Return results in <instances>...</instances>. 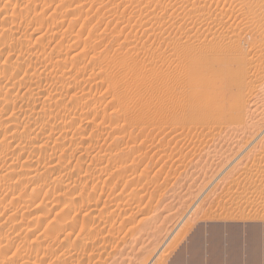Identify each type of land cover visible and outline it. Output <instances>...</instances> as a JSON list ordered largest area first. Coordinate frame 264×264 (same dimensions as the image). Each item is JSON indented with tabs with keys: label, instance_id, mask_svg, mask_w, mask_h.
<instances>
[{
	"label": "rangeland",
	"instance_id": "374dc122",
	"mask_svg": "<svg viewBox=\"0 0 264 264\" xmlns=\"http://www.w3.org/2000/svg\"><path fill=\"white\" fill-rule=\"evenodd\" d=\"M142 14H148L146 17L151 20L147 19L149 22L142 24L139 29L136 26L139 25L138 21H141ZM153 14L156 16L153 17ZM7 28L8 34H4ZM10 28L12 29L10 30ZM1 29L4 32H1ZM230 30L240 34L242 40L240 44H237L233 38H229ZM254 31H258V34L262 33L261 36L253 35ZM0 33H2V35L0 34V41L3 42H0V87H3L2 90L0 89V175L4 176L0 178V186H2L0 188V190L2 189L0 191V224L2 223L0 235L4 236L0 237V264H170L171 261H174L173 264H202L199 253L202 247L207 246V243L203 242L202 244L201 242L207 236L204 230L207 224H264V154H262L264 151V58L261 57L264 55V0H0ZM3 36L5 37L3 38ZM37 36H41L40 40L37 39ZM144 44L145 49L142 48ZM56 46H62L66 50L62 49L61 51L59 48L60 54L55 48L57 53L53 50ZM66 46L69 47L66 48ZM135 46L136 48L133 49ZM78 50L88 56H83ZM74 54H78L80 60ZM123 55L131 56H128L129 58L125 56V58ZM72 56L75 59H71ZM131 58L132 60L135 59L133 63ZM125 59V63L120 64ZM128 59L130 63L127 62ZM70 60L72 63L74 61L76 63L72 64ZM97 60L98 62L95 63L98 64L93 63ZM31 62H35V65H30ZM131 64H133V68ZM120 65L121 67L126 65V68L125 66L121 68ZM129 65L133 71L128 69L127 66ZM29 66H36V72L33 70L34 68L31 69ZM140 67L143 71L139 69ZM26 69H29L28 72ZM116 70L124 73L119 71L118 73ZM114 71L117 76L112 75L115 74ZM137 71L144 76L142 77L139 72L138 75H140L138 76ZM202 71H206L208 76L207 84L213 85L216 90L215 93L221 95L218 99H214V107L222 112L221 121L219 119L217 122L220 124L223 122V125H218L217 122L218 126L215 125V122L214 125L209 124L215 128V131L218 130L216 132L213 127L199 122L197 124L203 126L198 128V125H194L197 121L187 120L191 119L190 116L185 119V115L192 114H187L188 110L183 111L186 112L185 114L178 111L174 112L173 115L184 114L179 117L185 116L183 127L186 130L203 129L202 134L200 130L198 131L197 138H193L194 135H197L195 129L192 130V134L191 130H183L182 125L174 128L161 125V121L156 117L158 113L156 114L157 111L154 106L159 103L158 98L162 96L163 101L173 109V104L182 101L187 93L193 90L192 81L199 77ZM126 72H130L132 79L135 80L130 79L128 80L130 82L127 83L133 85L135 83L131 81L136 82L133 88L128 84L130 88L128 89V86L124 84L127 78H131V76L127 77L129 74L126 75ZM248 72L254 73L253 82L250 86L246 83L249 78ZM119 74L122 77L123 74L126 75L127 78L124 77L125 82ZM135 74L140 79L135 78ZM141 78L143 81L139 83ZM74 79L76 80L75 85ZM109 79L115 80L112 82L113 84ZM84 80L89 81L84 82ZM144 80L148 81L145 82ZM67 81L70 83L67 84ZM116 81H119L117 82L119 85H116ZM51 82L52 85H50ZM121 82L125 89L120 85ZM31 83H36L35 87L38 89H34L32 91L34 93L31 90L32 87H35ZM48 84L52 89L54 85L58 94L63 87V93L60 91L59 94L61 96L49 86L48 88L52 91L46 89ZM6 85H9L8 88L14 87L11 90L6 88ZM4 87L8 90L10 97L12 96L11 99H8L9 94L4 90ZM143 88L147 94L143 93ZM42 89L47 91L42 93ZM133 89L134 93H141L142 101L143 99L146 100V102L143 101L144 105L142 106L144 107L141 106V108L139 105L137 107L134 104L136 101L133 92H131ZM139 89L140 91H138ZM121 90L130 91V94L127 92L126 95H131L134 103L128 101L131 96L124 98L125 92L122 93ZM27 91L32 95H29ZM35 91L41 95L34 96ZM65 91H69V95ZM49 92H53L51 94L53 96H48L47 93ZM78 92H81L82 96ZM22 93L26 97L21 98ZM71 93L74 95L70 98ZM118 94L124 96L122 95L120 98ZM3 95L8 98H4ZM44 95L47 98L46 101ZM17 96L20 97L17 98ZM41 96L42 98H40ZM74 96H81L82 105L80 100L77 103ZM73 97L76 100L70 102L68 99L73 100ZM3 98L6 101H3ZM248 98L250 101L246 100ZM23 101L27 104L34 101L33 105L29 104L32 111L27 108L28 105ZM126 101L131 103H126ZM142 101L141 104H143ZM40 102L43 105L42 109L38 111L41 112L38 117L35 115L37 111H34V103L37 107L36 110H38L41 106ZM83 103H86V106ZM131 104L135 107L132 108L133 105L130 107ZM21 105H24L25 111L22 110L23 112L20 114ZM52 105L54 108L66 107L61 109L64 116L58 113L59 108L54 110ZM94 105L97 107H93ZM82 106L84 107L79 110V107ZM116 106L119 107L116 108ZM145 106L150 107H147L145 112L150 109L148 113L152 112V116H149L148 113H140L145 110ZM74 107L79 111L76 109L73 111ZM96 108L102 110L98 111V116L95 115ZM136 108L140 112H136ZM70 109L73 113L69 112ZM89 109L94 110L95 113L92 110L94 114L91 111L89 113ZM104 110L106 112L103 115ZM119 110L121 115L118 113ZM64 111L67 116L63 113ZM116 111H118L119 117ZM128 111H132L130 113L133 115L140 114V117L135 115L138 120L145 118L137 122L138 126L132 125L133 123L129 126L131 122L129 123L128 120L130 119L125 114ZM55 112L60 115L57 113V116L54 115ZM75 112L76 115H72ZM80 112L86 119L83 118L84 122L83 119L81 120L82 116L77 115ZM23 113L27 115L26 117L30 113V116L26 118ZM106 113L109 115H105ZM130 113L127 114L129 118L135 119ZM10 114L15 117L11 119V123L6 119ZM31 115L35 117L32 118ZM124 115L125 117H123ZM54 116L56 122L52 118ZM73 116L75 118L72 119ZM104 116H110L108 119L112 118V120L110 119L112 123L109 122L108 124V119ZM94 118H96L95 122H99L98 124L91 123ZM124 118H127L128 123L126 120L124 121ZM188 121L193 123L191 127L188 125L190 124ZM113 122L116 126L120 123V128L123 129L117 130V133L115 129H118L120 125L117 126L118 128H114L112 127L115 126L112 125ZM103 123L104 125L108 124V126L105 125L106 127H104ZM93 125L98 126L92 128ZM99 126L104 131L102 129H100L102 132L98 131ZM109 126L115 131L112 132L109 129L111 131L109 133ZM218 128H221L223 132ZM226 128L227 130H225ZM211 129L215 136L212 135ZM64 130L68 134H65ZM173 130L176 131L173 133ZM219 130L221 134L218 133ZM37 131L40 135L42 133V136L35 133ZM103 132H106L107 137V132L117 136L109 135L111 139L109 137L106 139V136L102 138L99 135ZM69 133L73 136L72 138ZM12 134H15L13 135L14 138ZM208 134L209 136L201 138V135ZM34 135H38V140H35L36 136ZM67 135L68 138L65 137ZM88 135L89 137H87ZM187 136L193 139L186 140L188 139ZM253 136L254 138H251ZM15 137L18 141H15ZM117 137L123 139H120L121 142L119 141L121 146L123 145L122 141L129 140L127 143L129 149L125 147L126 143L124 144L125 148L120 146L125 151L119 146L117 147L121 149L120 151L118 148L116 149V146L112 148L111 144L115 143L113 140ZM205 137L209 142H201ZM99 138L101 139L99 140L100 149L102 146L105 147L104 152H102L104 157L98 153L103 151V148L97 151ZM102 139L107 140L106 143ZM249 139L252 141L248 142ZM89 140L91 144L93 141L95 142L92 145L97 150L90 148ZM29 142L30 144H28ZM119 143H115V145ZM15 144L16 149L14 148ZM22 145L24 147L27 145V150L18 151V147L23 148ZM28 145L31 146L28 147ZM97 146L98 148H96ZM106 146L109 148L107 149ZM135 146L139 150L133 149ZM39 147L41 148L38 149ZM85 149L90 155L88 152L86 153ZM105 149H107V153H105ZM129 150L132 151L129 152ZM92 151L98 154H94ZM139 151L142 153L140 154ZM39 153L40 155H38ZM41 153H48L47 158L45 159L46 155ZM52 153L54 156L52 155L50 162L49 155ZM109 153H112V157ZM118 153L124 156L123 159ZM91 155L97 158L100 155L108 161H103L101 157H99L100 163L98 162L99 159H96L97 162L95 159L92 161L90 158L93 156ZM139 155L142 156L137 158ZM38 156L44 159H39ZM78 157L80 158L78 159ZM113 157L117 160H124V165H121L124 167H122L123 169L119 167V163ZM131 158L135 160V164L132 163L134 161ZM94 160L96 165L92 164L95 163ZM110 160L114 161L113 165ZM54 162L61 164L60 169H57L60 165L57 163L56 165ZM79 162L82 163L78 165ZM51 163H54L55 166H51L50 169L48 167ZM97 164L101 168L105 167L103 165L111 164L110 166L113 168L109 166L111 169L109 170L106 166L103 169H106L107 175L105 172L101 175L99 170H96ZM74 166L76 169L81 168V172H78L80 170L78 168L79 170H74V173L72 170V168L75 169ZM63 168L66 171H63ZM116 168L121 170H116V173ZM18 170L20 171L18 172ZM138 170L144 171V175L141 174L142 171L139 172ZM86 171H90V173ZM124 174L127 175L123 176ZM128 175L134 176L133 178L136 177L135 180L126 177ZM109 176L111 177L110 180ZM122 180L123 182H121ZM102 181L104 185H102ZM142 185L145 186L137 196H141L140 199L137 198V201H140L135 205L132 204L130 207L123 208L122 202L126 200L127 194L137 191ZM8 186L9 188H7ZM102 187L103 190L101 189V191L104 192V195L100 192ZM22 188L24 191L20 190V192L23 191L24 194L18 192ZM17 192L20 194V198H17ZM80 192L83 197L74 198V195ZM99 195L102 198L97 197ZM94 198L97 200L95 201ZM106 199L108 201H105ZM107 202L109 203L107 204ZM73 221L78 222L76 229L67 224ZM50 230L51 233H48ZM53 230L54 232H52ZM195 231L192 242L199 243V250L198 252L195 251L198 257L190 252V259H187V257H182V252L191 243L189 236ZM45 232L47 235H44ZM5 237L9 240L6 245H4L7 241ZM231 253L237 254L238 252L233 250ZM249 256L257 258L261 254L260 251L251 250Z\"/></svg>",
	"mask_w": 264,
	"mask_h": 264
},
{
	"label": "bare ground",
	"instance_id": "6f19581e",
	"mask_svg": "<svg viewBox=\"0 0 264 264\" xmlns=\"http://www.w3.org/2000/svg\"><path fill=\"white\" fill-rule=\"evenodd\" d=\"M27 1H28V0H27ZM20 3H21V2H20ZM45 3H47V2H45ZM21 4H22V3H21ZM44 5H45V4H44ZM159 5H160V4H159ZM23 7H24V6H23ZM158 7H159V6H158ZM160 7H161V6H160ZM47 8H48V7H47ZM54 8H55V7H54ZM54 8H53V9H54ZM162 8H163V7H162ZM162 8H161V9H162ZM27 9H28V8H27ZM58 9H59V8H58ZM15 10H16V9H15ZM24 10H25V9H24ZM153 10H154V9H153ZM22 11H23V10H22ZM54 11H55V10H54ZM54 11H53V12H54ZM60 11H61V10H60ZM19 13H20V12H19ZM150 14H151V13H150ZM150 14H149V15H150ZM142 15H143V16H142ZM142 15H141L142 17L140 16V17H141V18H140L141 21L138 19V20H139V21H138V22H139V25L136 26V27H138L139 29H140V27H142V24H145V22L147 23V21L149 22V20H151V19H149L148 17H146V15H148V14H146V15L142 14ZM7 16H8V15H7ZM150 16H151V15H150ZM154 16H156V15L153 14V17H154ZM157 17H158V16H157ZM11 18H12V17H11ZM159 18H160V17H159ZM9 19H10V18H9ZM147 19H149V20H147ZM154 20H155V19H154ZM159 20H160V19H159ZM159 20H158V21H159ZM162 20H163V19H162ZM6 22H8V21H6ZM161 22H162V21H161ZM134 23H135V22H134ZM5 25H6V23H5ZM5 25H4V27L8 26V25H6V26H5ZM10 25H11V24H10ZM144 26H145V25H144ZM4 27H3V28H4ZM134 27H135V26H134ZM3 28H2V29H3ZM29 28H30V27H29ZM144 28H145V27H144ZM158 28H159V27H158ZM2 29H1V32H4V31H2ZM11 29H12V28H10V30H11ZM4 30H5V29H4ZM27 30H28V28H27ZM36 30H37V29H36ZM144 30H145V29H144ZM146 30H148V29H146ZM7 31H9L8 28H7V30H5L4 34L7 33ZM256 32H257V33H256ZM256 32L254 31L252 34L255 35V36H258V35L261 36L262 33L258 34V31H256ZM23 33H24V32H23ZM229 33H230L229 38H233L237 44H240V43L242 42V40H241V38H240V34H239L238 32H234V30H230ZM0 34L2 35V33H0ZM4 34H3V35H4ZM7 34H8V33H7ZM9 34H10V33H9ZM15 34H16V33H15ZM15 34H14V36H15ZM24 34H25V33H24ZM6 36H7V35H6ZM9 36H10V35H9ZM20 36H21V35H20ZM4 37H5V36H3V38H4ZM37 37H38V36H37ZM37 37H36V38H37ZM40 37H41V36H39L37 39L40 40ZM146 37H147V36H146ZM263 37H264V36H263ZM13 38H14V37H13ZM75 38H76V37H75ZM75 38H73V39H75ZM15 39H16V38H15ZM23 39H24V38H23ZM37 39H36V40H37ZM13 40H14V39H13ZM16 40H18V39H16ZM75 40H76V39H75ZM260 40H262V39H260ZM1 41H2V40H1ZM1 41H0V42H1ZM41 41H42V40H41ZM57 41H58V40H57ZM19 42H20V41H19ZM74 42H75V41H74ZM76 42H77V41H76ZM1 43H3V42H1ZM60 43H61V42H60ZM62 43H63V42H62ZM148 43H149V42H148ZM55 45H56V43H55ZM57 45H59V44L57 43ZM69 45H71V44H69ZM148 45H149V44H148ZM62 46H63V44H62ZM62 46H61V47L56 46V47H54L53 50H55V48H57V50H58L59 48H61V49H60L61 51H62V49L66 50V49L63 48ZM64 46H65V45H64ZM71 46H72V45H71ZM237 46H238V45H237ZM67 47H69V46H66V48H67ZM144 47H145V44H144V46H143L142 48L145 49ZM238 47H239V46H238ZM135 48H136V46H135L133 49H135ZM27 49H29V48H27ZM74 49H75V48H74ZM57 50H55V51H57ZM60 50H58V51H59L60 54H61V51H60ZM64 50H63V51H64ZM131 50H132V49H131ZM58 51H57V53H58ZM68 51L70 52L69 49H68ZM78 51L80 52V50H78ZM78 51H77V52H78ZM82 51H84L83 48H82ZM82 51H81L80 53H82ZM134 51H135V50H134ZM136 51H137V50H136ZM69 52H68V53H69ZM131 52H132V51H131ZM131 52H130V54H132ZM137 52H138V51H137ZM143 52H144V51H143ZM64 53H66V51H64ZM68 53H67V54H68ZM80 53H79V54H80ZM87 53H88V52H87ZM29 54H31V53H29ZM29 54H28V55H29ZM82 54H83V56L87 55L86 53H85V55H84V53H82ZM146 54H147V53H146ZM56 55H57V54H56ZM64 55L66 56V54H64ZM68 55H69V54H68ZM74 55H75V57H78V54H74ZM74 55H73V56H74ZM93 55H94V54H93ZM93 55H92V56H93ZM132 55H133V54H132ZM151 55H152V53H151ZM155 55H156V54H155ZM161 55H162V54H161ZM33 56H34V55H33ZM57 56H58V55H57ZM73 56L70 57V58H71V59H72V58L75 59ZM87 56H88V55H87ZM119 56L121 57L122 55H120V53H119ZM119 56H118V57H119ZM123 56H124V55H123ZM125 56H126V55H125ZM125 56H124V57H125ZM128 56L130 57L131 55H127L126 57L129 58ZM133 56H134V55H133ZM25 57H26V56H25ZM60 57H61V56H60ZM60 57H58V58H60ZM81 57H82V56H81ZM81 57H80V58H81ZM94 57H95V56H94ZM94 57H93V58H94ZM126 57H125V58H126ZM135 57H136V56H135ZM163 57H165V56H163ZM261 57L264 58V55H261ZM36 58H37V57H36ZM85 58H86V57H85ZM101 58H102V57H101ZM101 58H100V59H101ZM121 58H122V57H121ZM121 58H120V60H121ZM132 58H133V57H132ZM132 58H131V62L133 63V61H134L135 59L132 60ZM161 58H162V57H161ZM29 59H31V58L29 57ZM78 59H79V57H78ZM100 59H99V60H100ZM123 59H124V58H123ZM260 59H261V58H260ZM18 60H19V59H18ZM21 60H22V58H21ZM36 60H37V59H36ZM65 60H66V58H65ZM79 60H80V59H79ZM101 60H102V59H101ZM138 60H140V59H138ZM150 60H151V59H150ZM56 61H57V60H56ZM91 61H92V60H91ZM122 61H123V62H122ZM122 61H121L122 63H120V64H124V63H125L124 61H126V59H125V60H122ZM158 61H159V60H158ZM15 62L17 63V61H15ZM36 62H37V61H36ZM70 62H71V60H70ZM95 62H98V60H97V61H93V63H95ZM101 62H103V61H101ZM127 62L130 63L129 59H128ZM34 63H35V62H34ZM34 63L31 62V63H29V64L31 65V64H34ZM56 63H57V62H56ZM71 63H72V62H71ZM74 63H76V62L74 61ZM74 63H72V64H74ZM99 63H100V62H99ZM136 63L139 64V62H136ZM17 64H18V63H17ZM78 64H79V63H78ZM80 64H81V62H80ZM80 64H79V65H80ZM95 64H98V63H95ZM100 64H101V63H100ZM126 64H127V63H126ZM137 64H136V65H137ZM140 64H141V63H140ZM34 65H35V64H34ZM75 65H76V64H75ZM82 65H83V64H82ZM103 65H104V64H103ZM131 65H132V68H133V64H131ZM36 66H38V65H36ZM36 66H35V67H36ZM73 66H74V65H73ZM96 66H97V65H96ZM124 66H125V68H126V65H124ZM124 66H123V67H124ZM129 66H130V65H129ZM129 66H127L128 69H130L131 71H133V70L131 69V66H130V68H129ZM29 67H30L31 69L34 68L33 70H35V72H36V69H35L34 66H33V67L29 66ZM75 67H77V65H76ZM104 67H106V66H104ZM120 67H121V65H120ZM123 67H121V68H123ZM134 67L137 68V66H134ZM138 67H139V66H138ZM27 68H28V65H27ZM36 68H37V67H36ZM102 68H103V67H102ZM136 68H134V70H136ZM139 69L142 70V67H140ZM204 69H205V68H204ZM27 70H29V69H26V72H28ZM102 70H103V69H102ZM104 70H105V69H104ZM121 70H122V69H121ZM253 70H254V69H253ZM116 71H117V72H118V71L121 72L120 70H116ZM123 71H126V69H123ZM142 71H143V70H142ZM35 72H34V73H35ZM114 72H115V71H114ZM119 72H118V73H119ZM138 72H139V71H137V75H138ZM252 72H253V71H252ZM252 72H248V73H247V76H248L249 78H248V81H247L246 83H247L248 86H250V85L252 84V82H253L254 73H252ZM30 73H31V71H30ZM98 73H101V72H98ZM121 73H124V72H121ZM127 73H128V72H126L125 74L127 75ZM129 73H130V72H129ZM129 73H128V74H129ZM133 73H135V72H133ZM133 73H132V74H133ZM139 73H141V72H139ZM31 74H32V73H31ZM125 74H123V77L119 74L120 77L124 80V82H125L124 77L126 76ZM130 74H131V73H130ZM130 74H129V76L127 75V77H130V76H131ZM141 74H142V73H141ZM259 74H260V73H259ZM32 75H33V74H32ZM112 75L117 76L116 72H115V74H112ZM112 75H111V76H112ZM119 75H118V76H119ZM137 75L135 74V76H136L135 78L140 79V78L137 77ZM139 75H140V74H139ZM139 75H138V76H139ZM143 76H144V75L142 74V77H143ZM112 77H113V76H112ZM127 77H125V78H127ZM207 77H208V76H207V74H206V71H205V72L202 71L201 74H200V76L197 77L195 80L192 81V83H193V86H192V87H193V90H192V91H189V92L187 93L186 97H185L182 101H180V102H176V104H173V106H172L173 109H171V108H170V105L166 104V103L163 101V97H162V96H160V97L158 98V102H159V103L155 104L154 106H155V109H156V111H157V112L155 111L156 114L158 113V116H156V117L159 119V121H161V122H160L161 125H165V126L167 125L168 127H172V128L177 127V126L181 127V125H182V127H183V124H185V122H184L185 119H187V116H190L191 119H187V120H192L191 122H195V121H197V122L194 123V125H198L199 127H198V126H195V127H198V128L201 127V128H202V126L205 125V124H206V125H209V124L214 125V122L216 123V122L221 118V116H222V112H221L220 110H217V109L214 107V99H218L219 97H221V95L215 93L216 90H215V88H214L213 85H208V84H207ZM133 78H134V75H133ZM146 78L149 79V77H146ZM75 79H76V78H75ZM75 79H74V85H75V83H76L75 81L77 80V79H76V80H75ZM92 79H93V78H92ZM111 79H114V78H111ZM117 79H119V78H117ZM130 79H132V76H131V78H127L126 83H127V82H130V81H128V80H130ZM59 80H60V79H59ZM63 80H64V79H63ZM89 80H91V79H89ZM89 80H87V81H89ZM109 80H110V79H109ZM115 80H116V78H115ZM115 80H112V81L110 80V81H111V83H112V82H114ZM119 80H120V79H119ZM123 80H120V81L123 82ZM132 80H134V79H132ZM9 81H10V80H9ZM11 81H12V80H11ZM78 81H79V80H78ZM87 81L84 80V82H87ZM100 81H102V80H100ZM134 81H135V80H134ZM134 81H131V82L135 83V84L132 83L133 85H131V84H129V83H127V84L124 83V84L127 85V86H128V84H129V85H131L130 87L133 88V86L136 85V82H134ZM141 81H143L142 78H141V80L139 81V83H141ZM144 81L146 82V81H148V80H144ZM13 82H14V81H13ZM67 82H68V81H67ZM96 82H97V81H96ZM117 82H119V81H116V85H119V84H117ZM122 82L120 83V85H122V87H123L124 84H122ZM137 82H138V81H137ZM5 83L8 84V82H5ZM18 83H19V82H18ZM54 83H55V82H54ZM57 83H59V82H57ZM69 83H70V82H68L67 84H69ZM71 83H72V82H71ZM143 83H144V82H143ZM10 84H11V83H10ZM12 84H13V83H12ZM12 84H11V85H12ZM32 84H33V83H31V85H32ZM35 84H36V83L33 84L34 87L36 86ZM37 84H38V83H37ZM49 84H50V83H49ZM49 84L47 85L46 89L48 88ZM55 84H56V83H55ZM59 84H60V83H59ZM72 84H73V83H72ZM72 84H70V85H72ZM96 84H98V83H96ZM99 84H100V82H99ZM112 84H113V83H112ZM3 85H4V84H3ZM13 85H14V86L16 85L15 82H14ZM19 85H20V84H19ZM29 85H30V84H29ZM29 85H28V88H29ZM50 85H52V82H51ZM60 85H61V84H60ZM62 85H63V84H62ZM109 85H110V84H109ZM109 85H107V86H109ZM137 85H138V83H137ZM142 85L147 86L146 84H142ZM6 86H7V85H6ZM8 86H9V85H8ZM8 86H7L6 88H8ZM14 86H12V87H14ZM37 86H38V85H37ZM39 86H40V84H39ZM44 86H46V85H44ZM111 86H114V85H111ZM10 87H11V86H10ZM12 87H11V88H12ZM30 87H32V86H30ZM49 87H50V86H49ZM57 87H59V86L57 85ZM139 87H142V86L139 85ZM2 88H3V87H2ZM2 88L0 87L1 90H2ZM6 88L4 87V90H6L7 93L9 94V92H8V90H7ZM11 88H8V89H11ZM19 88H21V87L19 86ZM28 88H27V89H28ZM40 88H43V87H40ZM40 88H39V89H40ZM50 88H51V87H50ZM50 88H48V89H50ZM54 88H55V87H54V85H53V89H54ZM109 88H110V87H109ZM113 88L115 89L116 87H113ZM120 88H121V87H120ZM127 88L130 89L129 86H128ZM127 88H126V89H127ZM34 89H37V88H36V87H35V88L32 87V90H31V88H30L31 92L34 91ZM51 89H52V88H51ZM51 89H50V90H51ZM53 89H52V90H53ZM55 89H57V88H55ZM55 89H54V90H55ZM62 89H64V88L62 87L61 90H60V89H59V90L62 92ZM68 89H69V88H68ZM68 89H67V90H68ZM98 89H99V88H98ZM105 89H106V88H105ZM111 89H112V88H111ZM123 89H125V87H123ZM123 89H122V90H123ZM136 89H137V87H136ZM140 89H141V88H140ZM140 89H139L138 91H140ZM147 89H148V88H147ZM11 90H12V89H11ZM11 90H9V91H11ZM24 90H25V89H24ZM30 90H29V91H30ZM37 90H38V89H37ZM42 90H43V89H42ZM50 90H49V91H50ZM52 90H51V91H52ZM100 90H101V89H100ZM116 90H117V89H116ZM122 90H121V91H122ZM148 90H149V89H148ZM44 91H45V90H43V91H41V92L43 93ZM46 91H47V90H46ZM46 91H45V92H46ZM60 91H59V94H60ZM110 91H111V90H110ZM112 91H113V90H112ZM136 91H137V90H136ZM23 92H24V91H23ZM25 92H26V91H25ZM36 92H37V91H35V94H33L34 96L37 95L36 97H38L39 95H41V94L38 95V94H37L38 92H37V93H36ZM54 92H57V94H58V90H57V91L55 90ZM65 92H67V91H65ZM68 92H69V91H68ZM68 92H67V94H68ZM76 92H77V91H76ZM81 92H82V91H81ZM81 92H78V93H80V95H81V94H82ZM105 92H106V91H105ZM113 92H114V91H113ZM124 92H125V93H124ZM127 92H128V90H127ZM127 92H126V91H122V93L125 94V97H124V98H126V97H130V96H131V95H130V96H129V95L127 96V95H126ZM129 92H130V91H129ZM129 92H128V93H129ZM131 92H133V97H135L134 99H135L136 103H134V101H132V96L130 97L131 100L128 99V101H132L134 104H136L137 107H138V105H139L140 107H141L142 105H144V103H143L144 99H143V101H142V99H141L142 96H140L141 93H137V92H136L137 94H139V95H137L136 93H134V89H133ZM141 92H142V91H141ZM144 92H145V90H144V88H143V93H144ZM3 93H4V92H3ZM3 93H2V94H3ZM5 93H6V92H5ZM7 93H6V96H7ZM27 93H29V92L27 91ZM32 93H34V92H32ZM32 93H29V95H32ZM52 93H53V92H52ZM52 93L49 92V93H47V94H49L48 96H50ZM62 93H63V92H62ZM62 93H61V94H62ZM78 93H76V94H78ZM108 93H109V92H108ZM115 93H116V92H115ZM143 93H142V94H143ZM145 93L147 94V92H145ZM25 94H26V93H25ZM47 94H45V95H47ZM59 94H58V95H59ZM67 94H65V95H67ZM104 94H106V93H104ZM120 94H121V92H120ZM120 94H118L119 97L123 95V94H122V95H120ZM129 94H130V93H129ZM4 95H5V94H4ZM4 95H3V96H4ZM27 95H28V94H27ZM29 95H28V97H30ZM45 95H44V100L47 99V98H45ZM68 95H69V94H68ZM73 95H74V94L71 93L70 98H71ZM102 95H103V94H102ZM3 96H2V97H3ZM21 96H22L21 98L26 97V95L24 96V93H22ZM48 96H47V97H48ZM51 96H53V95H51ZM59 96H61V95H59ZM75 96H76V95H75ZM75 96H74V97H75ZM81 96H82V95H81ZM81 96H80V97H81ZM83 96H84V95H83ZM89 96H90V95H89ZM103 96H104V95H103ZM115 96H116V95H115ZM123 96H124V95H123ZM151 96H152V95H151ZM248 96H249V95H248ZM11 97H12V96H11ZM11 97H10V94H9V98L4 96V98H8V99H11ZM18 97H20V96H17V98H18ZM31 97H32V96H31ZM36 97H35V98H36ZM62 97H63V96H62ZM64 97H65V96H64ZM74 97H73V100H71V99H68V100H69L70 102H72V101H75V100L77 99L76 101H77V103H78V100L81 99L79 96H77V97H79V98L75 97L76 99H75ZM91 97H92V96H91ZM143 97H144V96H143ZM146 97H147V96H146ZM4 98H3V101H6V99H4ZM40 98H42V96H41ZM68 98H69V97H68ZM83 98H84V97H83ZM120 98H121V97H120ZM124 98H123V99H124ZM12 99H13V98H12ZM19 99H20V98H19ZM48 99H51V98H48ZM74 99H75V100H74ZM86 99H87V98H86ZM134 99H133V100H134ZM140 99H141V100H140ZM250 99H251V98H250ZM15 100H17V99H15ZM22 100H23V99H22ZM38 100H39V99H38ZM41 100H43V99H41ZM56 100H57V99H56ZM59 100H60V99H59ZM88 100H89V98H88ZM125 100H127V99H125ZM246 100L250 101L249 98L246 99ZM8 101H9V100H8ZM12 101H13V100H12ZM20 101H21V100H20ZM45 101H46V100H45ZM45 101H44V102H45ZM80 101H81V100H80ZM82 101H83V99H82ZM82 101H81V105H82ZM85 101H86V100H85ZM98 101H99V100H98ZM100 101H101V100H100ZM141 101H142L143 104H141ZM23 102H24V101H23ZM33 102H34V101H33ZM33 102L28 103V104H27V102H24V103H26L28 106H27V105H25V106H27V108L30 109L29 104H32V105H33ZM123 102H125V101H123ZM144 102H146V100H145ZM36 103H37V102H36ZM40 103H41V106H40L41 108L39 107V109L36 110L37 107H35L36 104L34 103V108H35V110L33 109L34 111H37V114L35 113V115L38 116V117H39V115H40V113H41V112H38V111H40V109H42V105H43L42 102H40ZM49 103H50V102H49ZM66 103H67V102H66ZM77 103H76V104H77ZM79 103H80V102H79ZM97 103H98V102H97ZM97 103H96V104H97ZM121 103H122V102H121ZM126 103H131V102H127V101H126ZM21 104H23V103L21 102ZM37 104H38V103H37ZM50 104H51V103H50ZM54 104H55V102L53 103V105H54ZM70 104H71V103H70ZM85 104H86V103H83V105H85ZM96 104H95V105H96ZM118 104H120V103H118ZM32 105H31V106H32ZM53 105H52V106H53ZM65 105H66V104H65ZM65 105H64V106H65ZM73 105H74V103H73L71 106L73 107ZM78 105H79V104H78ZM92 105H93V104H92ZM95 105H94L93 107H97V106H95ZM121 105H122V104H121ZM121 105H120V106H121ZM132 105H133V104H131V105H129V106L131 107ZM145 105H147V104H145ZM67 106H68V105H67ZM75 106H76V105H75ZM85 106H86V105H85ZM88 106H89V105H88ZM99 106H100V105H99ZM149 106H151V105H149ZM149 106H147V107H149ZM246 106H247V105H246ZM21 107H22V108H21ZM21 107H20L21 109H19V110H20V114H21V112H23L22 110H24V108H23L24 105H21ZM59 107H60V106H59ZM59 107L54 108V106H53V109H54V110H55V109L58 110L57 108H59ZM61 107H62V108H66V107H63V106H61ZM83 107H84V106L79 107V110H81V108H83ZM90 107H91V106H90ZM117 107H119V106H116V108H117ZM121 107H122V106H121ZM134 107H135V106L133 105L132 108H134ZM140 107H139V108H140ZM142 107H144V106H142ZM142 107H141V108H142ZM145 107H146V106H145ZM147 107L145 108L144 111L140 109V110L143 111V112H140L139 109L137 110V108L135 109V111L137 110L136 112H140V113H142V114H143V113H148V112L150 111V109L148 110V112H145L146 109H147ZM27 108H26V110L29 111V109H27ZM49 108H51V107L49 106ZM62 108H59L60 110H58V113H61V112H62V110H61ZM77 108H78V107H77ZM98 108H99V107H98ZM124 108H125V107H124ZM149 108H150V107H149ZM74 109H76V108L74 107L72 110H73V111H76V110L79 111L78 109H76V110H74ZM87 109H88V108H87ZM94 109H95V108H94ZM96 109H97V108H96ZM109 109H110V108H109ZM30 110L32 111V108H31ZM63 110H64V109H63ZM83 110H84V109H83ZM91 110H92V109H89V113H90ZM99 110H101V109H97V110H95V111H96V114H95V115H97V113L99 114V112H100ZM117 110H118V109H117ZM122 110H123V109H122ZM122 110H121V111H122ZM124 110H125V109H124ZM128 110H130V108H128ZM184 110H188L187 114H189V113H192V114H193V112H194L195 115H194V114H193V115H192V114H191V115H185V116H186V117L184 116L185 119H184V117H179V116H183V115L186 113V112H185V113L183 112ZM24 111H25V110H24ZM28 111H27V112H28ZM48 111H49V109H48ZM59 111H60V112H59ZM70 111H71V109L69 110V112H70ZM87 111H88V110H87ZM92 111H94V110H92ZM92 111H91V113H92ZM95 111H94V113H95ZM98 111H99V112H98ZM101 111H102V110H101ZM114 111H115V110H114ZM125 111H127V110H125ZM132 111H133V110H132ZM132 111H130V112H132ZM135 111H134V112H135ZM178 111H179V112L181 111V112H183L184 114H181V115H178V114H177L178 116H177V115L175 116V114L173 115L174 112H178ZM27 112H26V114H27ZM29 112H30V111H29ZM49 112H50V111H49ZM53 112H54V111H53ZM69 112H68V110H67V113H69ZM71 112H72V111H71ZM104 112H106V111H105V110L103 111V115H104ZM117 112H118V111H116V114H117ZM130 112L128 111V112L125 113L126 116H128L127 118L130 119V120H128L129 123L131 122V123L129 124V126H130L132 123H133L132 125H135V124H136L135 126H138V125H137V122H138V121L140 122V121H142L143 118H145V117H143L142 114H141V117H143V118H142L141 120H140V119L138 120V119H136V118H138V117H135V115H137V114L133 115V114H131ZM136 112H135V113H136ZM181 112H180V113H181ZM30 113H32V112H30ZM30 113H28V117L30 116V115H29ZM38 113H39V114H38ZM56 113H57V112H55L54 115H56ZM58 113H57V114H58ZM63 113H65V111H64ZM67 113H65V116H67ZM72 113H73V112H72ZM94 113H92V114H94ZM109 113H110V112H109ZM118 113H119V115H121V114H120V110H119ZM128 113H130L131 115H133V117H134L135 119L129 118V115H127ZM151 113H152V112H151ZM151 113H148V115L150 116ZM180 113H179V114H180ZM26 114L23 113V115H25V117L27 116ZM51 114H52V113H51ZM61 114H62V113H61ZM86 114H87V113H86ZM92 114H91V115H92ZM123 114H124V113H123ZM123 114H122V115H123ZM152 114H153V113H152ZM12 115H15V114H12ZM32 115H33V114H32ZM32 115H31V116H32ZM52 115H53V114H52ZM58 115H60V114H58ZM69 115H70V114H69ZM72 115H76V112H75V114H72ZM77 115H81V116H82V117L80 116V117H81V120L84 118V116L81 114V112H80V113H77ZM105 115L108 116L109 114L106 113ZM113 115H114V114H113ZM117 115H118V114H117ZM119 115H118V117H119ZM252 115H254V114H252ZM10 116H11V114H10ZM10 116H7V118H6V119L8 120L9 123H11L10 121H11L12 118H15V117H13V116H11V117H10ZM48 116H50V114H48ZM48 116H47V117H48ZM56 116H57V115H56ZM61 116H64V115L62 114ZM61 116H60V118H61ZM70 116H71V115H70ZM89 116H90V114H89ZM97 116H98V115H97ZM137 116L140 117V114L137 115ZM144 116H146V114H144ZM151 116H152V115H151ZM250 116H251V115H250ZM254 116H255V115H254ZM8 117H9V118H8ZM16 117H17V116H16ZM28 117H26V118H28ZM33 117H35V116H32V118H33ZM80 117H79V118H80ZM85 117H86V115H85ZM93 117H95V116L93 115ZM93 117H92V118H93ZM104 117L108 119L110 116H109V117L104 116ZM123 117H125V115H124ZM147 117H148V116H147ZM167 117H168V118H167ZM243 117H244V116H243ZM255 117H256V116H255ZM30 118H31V117H30ZM36 118H37V117H36ZM50 118H51V116H50ZM52 118H54V120H55V116L52 117ZM58 118H59V116H58ZM63 118H64V117H63ZM73 118H75V117L73 116L72 119H73ZM88 118H89V117H88ZM127 118H124V121L126 120V122H127ZM182 118H183V119H182ZM39 119H40V118H39ZM56 119H57V117H56ZM69 119H71V118H69ZM84 119H85V118H84ZM84 119H83V122H84ZM107 119H106V120H107ZM110 119L112 120V118H110ZM110 119H108L109 121L107 120L108 124H109V122H110ZM117 119H118V118H117ZM250 119H251V118H250ZM4 120H5V119H4ZM13 120H14V119H13ZM63 120H64V119H63ZM65 120H66V119H65ZM76 120H77V116H76ZM79 120H80V119H79ZM85 120H86V119H85ZM89 120H91V119H89ZM89 120H87L88 122H87V121H85V122L89 123ZM93 120H94V121H93ZM93 120H91V123H92V122H95L96 118H94ZM120 120H121V119H120ZM5 121H6V120H5ZM14 121H15V120H14ZM47 121H49V120H47ZM58 121H59V120H58ZM58 121H57V122H58ZM220 121H221V119H220ZM245 121H246V120H245ZM245 121H244V122H245ZM247 121H248V119H247ZM254 121H255V120H254ZM258 121H259V120H258ZM258 121H257V122H258ZM12 122H13V121H12ZM54 122H56V120H55ZM68 122H69V121H68ZM70 122H71V121H70ZM118 122H119V119H118ZM134 122H136V123H134ZM188 122H189V121H188ZM198 122H199V123H202L203 125L197 124ZM59 123H60V122H59ZM87 123H86V124H87ZM98 123H99V122H98ZM98 123L95 122L94 124H98ZM104 123H105V122H104ZM104 123H103L102 125H104ZM110 123H112V121H111ZM113 123H114V122H113ZM122 123H123V122H122ZM127 123H128V122H127ZM189 123H190V122H189ZM212 123H213V124H212ZM217 123H218V122H217ZM217 123H216L215 125H217ZM222 123H223V122H222ZM222 123H221V124H222ZM262 123H263V122H262ZM60 124H61V123H60ZM60 124H59V125H60ZM92 124H93V123H92ZM108 124H105V125L108 126ZM138 124H139V123H138ZM187 124H188V123H187ZM191 124H193V123H190V124H188V125H190V127H191ZM219 124H220V123H218V125H219ZM221 124H220V125H221ZM243 124H244V123H243ZM53 125H55V124H53ZM65 125H66V124H65ZM89 125L91 126V124H89ZM102 125H100V126L102 127ZM105 125H104V127H106ZM112 125H115V123L112 124ZM119 125H120V123L117 124V126H119ZM125 125H126V124H125ZM218 125H217V126H218ZM222 125H223V124H222ZM236 125H238V124H236ZM236 125H235V127H236ZM248 125H249V124H248ZM256 125H257V124H256ZM258 125H259V124H258ZM61 126H62V125H61ZM95 126L97 127L98 125H93L92 128H94ZM100 126H99V127H100ZM117 126L115 125V126H112V127H114V128H118ZM167 126H166V127H167ZM186 126H187V125H186ZM209 126H210V125H209ZM225 126H226V124H225ZM250 126H251V125H250ZM253 126H254V125H253ZM69 127H70V126H69ZM96 127H95V128H96ZM101 127H100L99 129L97 128V130L99 131L100 129H102V130L104 131V129L101 128ZM109 127H110V128H109ZM109 127H108V132H109V133H111V131L113 132L114 129L111 128V126H109ZM120 127H121V125L119 126V128H120ZM179 127H178V128H179ZM187 127H188V126H187ZM187 127H186V128H187ZM193 127H194V126H193ZM210 127H211V126H210ZM212 127H213V126H212ZM212 127H211V128H212ZM221 127H223V126H221ZM246 127H247V126H246ZM251 127H252V126H251ZM42 128H43V126H42ZM44 128H45V127H44ZM55 128H56V127H55ZM55 128H54V129H55ZM70 128H71V127H70ZM70 128H68V129H70ZM119 128H118V129H115L117 133H118L117 130H121V129H123V128H120V129H119ZM172 128H171V129H172ZM183 128H184L183 130H186L185 127H183ZM198 128H196L197 130H196L195 128L190 129L191 132H192V130H194V129H195L194 131H197V135H194L193 138H194V137L197 138V136L199 135V134H198V131H199L200 129L198 130ZM207 128L210 129L208 126H207ZM207 128H206V130H207ZM213 128H214V127H213ZM216 128H217V127H216ZM227 128H228V127H227ZM227 128H226L225 130H227ZM247 128H249V127H247ZM253 128H255V127H253ZM54 129H53V130H54ZM60 129H61V128H60ZM68 129H66V130H68ZM109 129H110L111 131H110ZM175 129H176V128H175ZM218 129H221V128H218ZM231 129H232V128H231ZM250 129H251V128H250ZM256 129H257V128H256ZM66 130H64V131H65V134H68ZM106 130H107V129H106ZM106 130H105V131H106ZM115 130H114V131H115ZM126 130H127V129H125V131H126ZM169 130H170V128H169ZM177 130H179V129H177ZM187 130H189V129H187ZM187 130H186V131H187ZM190 130H189V131H190ZM213 130L215 131V128H214ZM213 130L211 129L210 131H211L212 135L215 136V134H213ZM248 130H249V129H248ZM248 130H247V131H248ZM263 130H264V129H263ZM30 131H31V130H30ZM54 131H55V130H54ZM100 131H101V130H100ZM127 131H128V130H127ZM175 131H176V130H173L172 132L174 133ZM180 131H181V130H180ZM189 131H188V132H189ZM201 131H204V130H203V129L200 130V133H201ZM216 131H218V130H216ZM216 131H215V132H216ZM221 131H222V129H221ZM33 132H34V131H33ZM33 132H32V133H33ZM40 132H41V131H40ZM56 132H57V131H56ZM62 132H63V131H62ZM68 132H69V131H68ZM91 132H92V131H91ZM101 132H102V131H101ZM108 132H107L108 137H109V135H111V136H112V135H116V134H109ZM122 132H123V131H122ZM181 132H182V131H181ZM222 132H223V131H222ZM225 132H226V131H225ZM250 132H251V131H250ZM260 132H261V131H260ZM35 133H38V134H39L38 131L35 132ZM63 133H64V132H63ZM63 133H62V134H63ZM71 133H72V132H71ZM202 133H203V132H202ZM202 133H201V134H202ZM209 133H210V132H209ZM218 133H220V130H219ZM218 133H217V134H218ZM248 133H249V132H248ZM253 133H254V132H253ZM100 134H101V135H99V136H101L102 138L106 136V132H105V133L103 132V133H100ZM104 134H105V135H104ZM124 134H125V133H124ZM129 134H130V133H129ZM192 134H193V132H192ZM204 134H205V133H204ZM220 134H221V133H220ZM242 134H243V133H242ZM13 135H15V134H12V136H13ZM39 135H40V134H39ZM58 135H59V134H58ZM89 135H90V133H89ZM89 135H88L87 137H89ZM102 135H104V136H102ZM122 135H123V133H122ZM186 135H187V134H186ZM255 135H257V134L255 133ZM255 135H254V136H255ZM12 136H11V137H12ZM16 136H17V135H16ZM34 136H36V139H35V138H34V139H35V140H38V139H37L38 135H34ZM40 136H42V133H41ZM59 136H60V135H59ZM59 136H58V137H59ZM69 136H71V138L73 137L72 135H70V133H69ZM116 136H117V135H116ZM123 136H124V135H123ZM123 136H120V137L123 138ZM127 136H128V135H127ZM129 136H130V135H129ZM131 136H132V135H131ZM189 136H190V135H189ZM191 136H192V135H191ZM201 136H202L201 138H203V136H209V134H208V135H201ZM222 136H223V135H222ZM251 136H252V134H251ZM254 136L251 137V138H254ZM47 137H49V136H47ZM65 137L68 138V135L65 136ZM65 137L63 136V138H65ZM90 137H91V136H90ZM97 137H98V136H97ZM101 137H100V138H101ZM108 137L106 136V139H107ZM187 137H188V136H187ZM187 137H186V138H187ZM199 137H200V136H199ZM199 137H198V138H199ZM218 137H219V136H218ZM224 137H225V136H224ZM260 137H263V135H260ZM13 138H14V136H13ZM17 138H18V136H17ZM17 138L15 137V141H18V140H16ZM61 138H62V137H61ZM67 138H65V139H67ZM81 138H84V137H81ZM100 138H99L98 141H97V142H98L97 145H99V143H100V142H99V140H101ZM109 138H110V137H109ZM127 138H128V137H127ZM193 138H192V137H191V138L188 137V139H186V140L193 139ZM196 138H195V139H196ZM213 138H214V137H213ZM48 139H50V138H48ZM55 139H56V138H55ZM65 139H63V140H65ZM69 139H70V138H69ZM86 139H87V138H86ZM110 139H111V138H110ZM120 139H121V138H118V137H117V138H116L115 140H113V141H114L115 143H119ZM130 139H131V138H130ZM206 139H207V138L205 137L204 139H202L201 142H207V141L209 142V140H206ZM258 139H259V138H258ZM12 140H13V139H12ZM83 140H84V139H83ZM102 140H103V139H102ZM104 140H105V139H104ZM104 140H103V142H104ZM108 140H109V139H108ZM121 140H123V139H121ZM124 140H125V138H124ZM203 140H205V141H203ZM262 140H263V139H262ZM13 141H14V140H13ZM55 141H56V140H55ZM55 141H54V142H55ZM60 141H61V140H60ZM89 141H90V140H89ZM95 141H96V140H95ZM106 141H107V140H105L104 143H106ZM128 141H129V140H128ZM128 141H126V142H125V141H122V142H123V143H122L123 145L121 146L120 143L117 144V145H115V143H113V144H114V145H113V144H111V141L109 140L110 144L112 145L111 147L113 148V147L116 146V149L118 148L117 146H119V147H120V146H121V147H124V144H125V143H126L125 147H126V148L129 147V145H127ZM198 141H199V140H198ZM249 141H252V139H249L248 142H249ZM254 141H256V140H254ZM254 141H253V142H254ZM30 142H32V141H30ZM30 142H29L28 144H30ZM46 142H47V141H46ZM57 142H58V140H57ZM103 142L101 141V143H103ZM120 142H121V141H120ZM134 142H136V141H134ZM58 143H59V142H58ZM94 143H95V142L93 141L92 144H94ZM250 143H251V142H250ZM55 144H57V143H55ZM55 144H51V145H55ZM85 144H86V143H85ZM90 144H91V141L89 142V145H90ZM92 144H91L90 148H91V147L93 148V145H92ZM107 144H109V143L107 142ZM130 144H132V143H130ZM137 144H138V143H137ZM253 144H254V143H253ZM60 145H62V144H60ZM100 145H101V144H100ZM100 145H99V148H98V146L96 147V148H98V150L95 149V146H94L93 150H97V151H99V149H100V147H101ZM102 145H103V144H102ZM133 145H134V144H133ZM133 145H130V146L132 147ZM251 145H252V144H251ZM15 146H16V144L14 145V148L16 149ZM17 146H19V145H17ZM22 146H23V145H22ZM26 146H27V145H26ZM26 146H25V147L23 146V148H22V147H21V148L18 147L17 150H18V151H25L24 149H26ZM29 146H31V145H28V147H29ZM33 146H34V145H33ZM33 146H32V147H33ZM40 146H41V145H40ZM62 146H63V145H62ZM68 146H69V145H68ZM68 146H67V147H68ZM85 146H86V145H85ZM85 146H84V147H85ZM104 146H105V144H104ZM248 146H249V145H248ZM37 147H38V146H37ZM53 147H55V146H53ZM82 147H83V146H82ZM87 147H89V146L87 145ZM106 147H107V146H106ZM121 147H120V148H121ZM125 147H124V148H125ZM131 147H130V149H131ZM133 147H134V146H133ZM136 147H137V146H135V148H133V149H136ZM250 147H251V146H250ZM30 148H31V147H30ZM40 148H41V147H39L38 149H40ZM57 148H58V147H57ZM85 148H86V147H85ZM90 148H87V149L90 150ZM102 148H103V151L98 152V153H101L100 155H101L102 157H104V156L102 155V152H104V148H105V147L102 146ZM102 148H101L100 150H102ZM108 148H109V147H107V149H108ZM124 148H121V149L124 150ZM140 148H141V147H140ZM43 149H44V148H43ZM43 149H42V151H43ZM55 149H56V148H55ZM61 149H62V148H61ZM65 149H67V148H65ZM87 149H85V150H86V153L88 152ZM107 149H105V150H106L105 153H107ZM118 149H119V148H118ZM121 149H119V151H120ZM127 149H129V148H127ZM26 150H27V149H26ZM53 150H54V148H53ZM57 150H58V149H57ZM83 150H84V148L82 149V152H83ZM137 150H139V149H136V151H137ZM39 151H40V150H39ZM42 151H41V152H42ZM44 151H45V150H44ZM54 151H55V150H54ZM54 151H52V152H54ZM110 151H111V150H110ZM116 151L118 152V150H116ZM124 151H125V150H124ZM131 151H132V150H129V152H131ZM57 152H58V151H57ZM61 152H62V151H61ZM82 152H81V153H82ZM92 152H93V151H92ZM111 152H113V151H111ZM117 152H116V153H117ZM126 152H127V151H126ZM245 152L247 153V151H245ZM263 152H264V151H263ZM263 152H262V154H264ZM20 153H21V152H20ZM44 153H45V152H44ZM44 153H41V154L44 155V156L46 155V156H45V159H46L47 156H48V153H47V154H44ZM93 153H94V152H93ZM95 153H97V152H95ZM95 153H94V154H95ZM98 153H97V154H98ZM105 153H104V155H105ZM113 153H114V152H113ZM116 153H115V154H116ZM121 153H123V151H121ZM121 153H120V154L118 153V155L121 156ZM139 153H140V151H139ZM141 153H142V152H141ZM141 153H140V154H141ZM59 154H60V153H59ZM63 154H64V153H63ZM91 154H92V153H91ZM109 154H110V156L112 157V155H111L112 153H109ZM115 154H114V155H115ZM125 154H126V153H125ZM135 154H136V153H135ZM235 154H239V153H235ZM38 155H40V153H39ZM52 155L54 156L53 153H52L51 155H49V156H50V162H51V157H52ZM61 155H62V154H61ZM88 155H90L89 152H88ZM100 155L98 156V158H97L96 156H94V155H91V156H93L94 158L92 157V158H90V159H91V160H92V159H95V160H96V159H99L98 162L100 163V162H101V161H100V158H99V157H101ZM64 156H65V155H64ZM108 156H109V155H108ZM140 156H142V155H139V157H137V156H136V157H137V158H140ZM144 156H145V155H144ZM235 156H236V155H235ZM263 156H264V155H263ZM38 157H39V159L43 158V157H41V156H38ZM69 157H70V156H69ZM102 157H101V158H102ZM115 157H116V156H115ZM115 157H113V159H116L115 161H116L117 163H119V167H121V165H124V164H123V163H124V160H122L124 156H121L122 159H120V160H117V158H115ZM55 158L57 159V157H55ZM59 158H60V157H59ZM79 158H80V157H78V159H79ZM84 158H85V157H84ZM105 158H107V157H105ZM137 158H136V160H137ZM142 158H143V157H142ZM144 158H146V156H145ZM238 158H239V157H238ZM254 158H255V157H254ZM260 158H261V157H260ZM262 158H263V157H262ZM43 159H44V158H43ZM48 159H49V157H48ZM48 159H47V160H48ZM52 159H53V158H52ZM102 159H103V158H102ZM131 159H132V158H131ZM232 159H234V158H232ZM54 160H55V159H54ZM57 160H58V159H57ZM84 160H85V162H86V159H84ZM95 160H94V162H95ZM104 160L106 161L107 159H103V161H104ZM111 160H112V159H111ZM111 160H110V163H111V164L114 163V161H111ZM140 160H141V159H140ZM142 160H143V159H142ZM43 161H45V160H43ZM48 161H49V160H48ZM63 161H64V160H63ZM71 161H72V160H71ZM89 161H90V160H89ZM92 161H93V160H92ZM107 161H108V160H107ZM107 161H106V162H107ZM130 161H131V160H130ZM132 161H134V162H132ZM132 161H131V162H132L133 164H135V160L132 159ZM255 161H257V160H255ZM59 162H60V161H59ZM66 162H68V161H66ZM90 162H91V161H90ZM96 162H97V160H96ZM96 162H95V163H92V164L96 165ZM106 162H105V163H106ZM116 162H115V163H116ZM131 162H130V163H131ZM137 162H138V161H137ZM228 162H230V161H228ZM252 162H253V161H252ZM259 162H261V161H259ZM54 163H55V164L57 163L58 165H60L59 167L57 166V167H58L57 169H60L61 164L58 163V162H54ZM54 163H53V164H54ZM68 163H69V162H68ZM80 163H82V162H79V163H77V164L79 165ZM132 163H131L130 165H132ZM262 163H263V162H262ZM51 164H52V163H51ZM51 164H50V166H49L48 168H50L51 166H55V165H53V164L51 165ZM57 164H56V165H57ZM65 164H66V163H65ZM74 164H76V163H74ZM74 164H73V165H74ZM77 164H76V165H77ZM86 164H87V163H86ZM111 164H110V165H111ZM253 164H254V163H253ZM10 165H12V164H10ZM66 165H68V164H66ZM87 165H88V164H87ZM87 165H86V167H87ZM89 165L91 166V163H90ZM110 165L108 164V166H107V164H106V165H103V166H105V167L107 166V168L109 169L110 167H112V166H110ZM112 165H113V164H112ZM114 165H115V164H114ZM126 165H127V164H126ZM130 165H129V166H130ZM90 166H89V167H90ZM97 166H98V167H97L96 170H99V173L102 175V173L105 172V170H106V169H103V168H105V167L101 168V166H99L98 164H97ZM109 166H110V167H109ZM72 167H73V166H72ZM74 167H75V166H74ZM93 167H95V166H93ZM99 167H100L101 169H98ZM122 167H123V166H122ZM122 167H121V169L124 168V167H123V168H122ZM224 167H225V166H224ZM260 167H261V165H260ZM9 168H10V167H9ZM46 168H47V167H46ZM51 168H52V167H51ZM51 168H50V169H51ZM53 168H54V167H53ZM78 168H79V167H78ZM78 168L76 169V167H75V169L72 168V170H73V171H74V170H75V171H78V170L80 169L78 172H81L82 169H81V168L78 169ZM87 168H88V167H87ZM112 168H113V167H112ZM130 168H131V167H130ZM136 168H137V166H136ZM144 168H145V167H144ZM245 168H246V167H245ZM20 169L22 170V168H20ZM50 169H49V170H50ZM55 169H56V168H55ZM61 169H62V168H61ZM64 169H65V168H63V171H66V169H65V170H64ZM69 169H70V167H69ZM85 169H86V168H85ZM89 169L91 170V168H89ZM89 169H88V170H89ZM94 169H95V168H94ZM121 169H117V168H116V169H115V172H116V170H119V171H120ZM109 170H111V169H109ZM227 170H228V169H227ZM19 171H20V170H18V172H19ZM23 171H24V170H23ZM60 171H61V170H60ZM73 171H72V173H73ZM75 171H74V173H75ZM94 171H95V170H94ZM94 171H93V172H94ZM107 171H108V170H107ZM112 171H113V170H112ZM119 171H118V172H119ZM138 171H139V170H138ZM141 171H142V170H140L139 172H141ZM146 171H147V170H146ZM68 172H70V171H68ZM86 172H87V173H88V172L90 173V171H86ZM86 172H85V173H86ZM95 172H96V171H95ZM125 172H126V171H125ZM64 173H65V172H64ZM66 173H67V172H66ZM76 173H77V172H76ZM85 173H84V174H85ZM99 173H97V174H99ZM105 173H106V172H105ZM105 173H104V174H105ZM108 173H109V172H108ZM110 173H112V172L110 171ZM116 173H117V172H116ZM131 173H132V172H131ZM143 173H144V171L141 172V174H143ZM145 173H146V172H145ZM219 173H220V172H219ZM81 174H83V173H81ZM84 174H83V175H84ZM136 174H137V173H135V175H136ZM83 175H82V177H83ZM106 175H107V173H106ZM108 175H109V174H108ZM112 175H113V174H112ZM125 175H127V174H124L123 176H125ZM133 175H134V173H133ZM143 175H144V174H143ZM73 176H74V175H73ZM75 176H76V175H75ZM80 176H81V175H80ZM80 176H78L79 179H80ZM87 176H88V175H87ZM87 176H85L86 179H88ZM110 176H111V175H110ZM110 176H109V180L111 179ZM119 176H120V175H118V177H119ZM136 176H137V175H136ZM2 177H4V176H1V175H0V178H2ZM85 177H84V178H85ZM126 177L132 178V179H134V180H135V178H136V177L133 178L134 176L131 177V176H129V175L126 176ZM215 177H216V176H215ZM75 178H76V177H75ZM107 178H108V177H107ZM107 178H106V180H107ZM119 178H121V177H119ZM248 178H249V177H248ZM97 179H99V178L97 177ZM127 179H128V178H127ZM245 179H246V177H245ZM123 180H125V179H123ZM123 180H122L121 182H123ZM98 181H99V180H98ZM98 181H97V182H98ZM107 181H108V180H107ZM131 181H132V180H131ZM102 182H103V181H102ZM109 182H110V181H109ZM109 182H107V183L109 184ZM125 182H127V181H125ZM129 183H130V181H129ZM133 183H134V182H133ZM233 183H234V182H233ZM27 184H28V183H27ZM116 184H117V183H116ZM124 184H126V183H124ZM135 184H136V183H135ZM137 184H138V183H137ZM137 184H136V185H137ZM19 185H20V184H19ZM102 185H104V182L102 183ZM126 185H127V184H126ZM126 185H125V186H126ZM250 185H251V184H250ZM252 185H253V184H252ZM21 186H22V185H21ZM128 186H129V184H128ZM133 186H134V185H133ZM143 186H145V185H142V187H139V188L137 189V191H133V192H130L129 194H127V196H126V198H125L126 200L124 199L125 201L122 202V206H123V208L130 207V205H132V204L135 205V203H137V202L140 201V200L137 201V198L140 199L141 196H140V197H137V196L139 195V192H141L140 190H142V189L144 188ZM1 187H2V186H0V188H1ZM22 187H23V186H22ZM25 187H26V186H25ZM25 187H24V188H25ZM5 188H6V187H5ZM5 188H4V189H5ZM7 188H9V186H8ZM7 188H6V189H7ZM12 188H13V187H12ZM16 188H17V187H16ZM34 188H35V187H34ZM6 189H5V190H6ZM101 189L103 190V187L100 188V192H102ZM145 189H146V187H145ZM145 189H144V190H145ZM1 190H2V189H1ZM1 190H0V191H1ZM5 190H4V191H5ZM9 190L12 191L11 189H9ZM20 190H23V188H22V189H19L18 192H20ZM32 190H33V189H32ZM34 190H35V189H34ZM131 190H132V189H131ZM133 190H134V189H133ZM233 190H234V189H233ZM7 191H8V190H7ZM7 191H6V193H7ZM23 191H24V190H23ZM23 191H21L20 193L24 194ZM2 192H3V191H2ZM18 192H17V193H18ZM31 193H32V192H31ZM22 194H21V196H22ZM34 194H35V193H34ZM98 194H100V193H98ZM102 194L104 195V192H102ZM19 195H20V194L18 193V197H17V198H20ZM94 195H95V194H94ZM106 195H107V194H106ZM24 196H25V195H24ZM26 196H27V195H26ZM101 196H102V195H101ZM22 197H23V196H22ZM81 197H83V195L81 194V192H80V193H76V194L74 195V198H81ZM95 197H96V196H95ZM97 197H100V195L97 196ZM14 198H15V197H14ZM100 198H102V197H100ZM105 198H106V196H105ZM94 199H95V201L97 200L96 198H94ZM107 199H108V198H107ZM107 199H106L105 201H108ZM240 199H241V198H240ZM244 199H246V198H244ZM21 200H22V198H21ZM23 200H24V199H23ZM100 200H101V199H100ZM248 200H249V199H248ZM248 200H247V201H248ZM255 201H256V200H255ZM40 202H41V201H40ZM40 202H39V203H40ZM109 202H111V201H109ZM109 202H107V204H108ZM251 202H252V201H251ZM263 202H264V201H263ZM263 202H262V204H263ZM104 203H105V202H104ZM254 204H255V203H254ZM251 205H252V203H251ZM255 205H256V204H255ZM248 206H249V205H248ZM136 212H138V210H136ZM37 216L42 217L41 215H37ZM40 217H39V218H40ZM213 217H214V216H213ZM221 217H222V216H221ZM228 217H229V216H228ZM39 218H38V219H39ZM65 218H66V217H65ZM35 220H36V221H40V220H37V219H35ZM77 223H78V222L73 221V222H68L67 224H68L69 226H71L72 228L75 227V229H76V226L78 225ZM1 224H2V223H1ZM1 224H0V226H1ZM67 224H66V225H67ZM28 231H29V229H28ZM45 231H46V229H45ZM130 231H131V230H130ZM52 232H54V230H53ZM55 232H56V231H55ZM48 233H51V230H50ZM45 234L47 235V232H45L44 235H45ZM42 235H43V233H42ZM42 235H41V236H42ZM44 235H43V237L45 238ZM55 235H56V234H55ZM41 236L39 237L40 239L42 238ZM0 237H4V236L0 235ZM6 238H7V237H5V239H6ZM39 238H38V239H39ZM7 239H8V238H7ZM7 239H6V240H7ZM2 240H3V239H2ZM6 240H5V241H6ZM42 240H43V239H42ZM8 242H9V240H7L6 243H4V245L8 244ZM0 243H1V239H0ZM37 243H38V242H37ZM38 244H39V243H38ZM0 246H1V245H0ZM99 260H100V259H99Z\"/></svg>",
	"mask_w": 264,
	"mask_h": 264
},
{
	"label": "crops",
	"instance_id": "0c3cea01",
	"mask_svg": "<svg viewBox=\"0 0 264 264\" xmlns=\"http://www.w3.org/2000/svg\"><path fill=\"white\" fill-rule=\"evenodd\" d=\"M204 230L207 236L201 242L207 243V246L202 247L199 253L202 264H264V224L212 223L207 224ZM195 233L189 236L191 243L184 248L182 257L190 259V252L198 257L199 243L192 242ZM233 250L238 253L232 254ZM251 250L260 251L261 256H249Z\"/></svg>",
	"mask_w": 264,
	"mask_h": 264
},
{
	"label": "water",
	"instance_id": "95a60500",
	"mask_svg": "<svg viewBox=\"0 0 264 264\" xmlns=\"http://www.w3.org/2000/svg\"><path fill=\"white\" fill-rule=\"evenodd\" d=\"M218 229V227H216V229L215 230H217ZM221 229V228H220Z\"/></svg>",
	"mask_w": 264,
	"mask_h": 264
}]
</instances>
